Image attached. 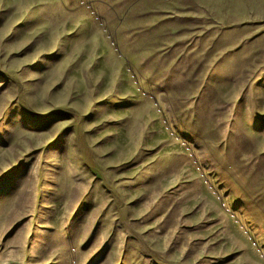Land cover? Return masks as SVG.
I'll list each match as a JSON object with an SVG mask.
<instances>
[{"label":"rangeland","instance_id":"374dc122","mask_svg":"<svg viewBox=\"0 0 264 264\" xmlns=\"http://www.w3.org/2000/svg\"><path fill=\"white\" fill-rule=\"evenodd\" d=\"M0 264H264V0H0Z\"/></svg>","mask_w":264,"mask_h":264}]
</instances>
